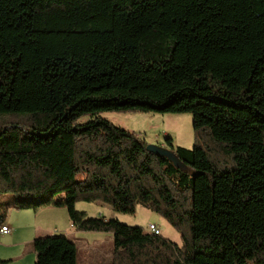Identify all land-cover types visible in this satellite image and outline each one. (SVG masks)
Masks as SVG:
<instances>
[{
	"label": "trees",
	"instance_id": "obj_1",
	"mask_svg": "<svg viewBox=\"0 0 264 264\" xmlns=\"http://www.w3.org/2000/svg\"><path fill=\"white\" fill-rule=\"evenodd\" d=\"M104 112L190 114L193 147L146 150ZM0 116L12 209L112 234V264H264V0H0ZM78 202L141 205L181 245ZM32 245L76 264L62 233Z\"/></svg>",
	"mask_w": 264,
	"mask_h": 264
},
{
	"label": "rangeland",
	"instance_id": "obj_2",
	"mask_svg": "<svg viewBox=\"0 0 264 264\" xmlns=\"http://www.w3.org/2000/svg\"><path fill=\"white\" fill-rule=\"evenodd\" d=\"M101 117L110 121L114 126L125 129L134 133L146 145H153L158 150H169L165 145V139L170 138L174 147H181L191 150L194 144L193 118L190 114H173V113H141V112H104ZM14 116H0L1 121L13 120ZM174 163L179 161L174 158ZM13 201L8 195L0 194V217L1 224L4 223L10 228H17L18 235L37 237L52 235L56 231H67L74 229L69 228V220L66 215L64 218L61 213L56 215L46 214L43 211L53 209L49 207H40L36 210H14L12 209ZM76 211L83 212L87 217L97 219H116L120 223L129 227H140L144 232L150 233L149 225L153 224L159 229L160 235L168 241L181 245L179 234L158 214L138 205L133 214L116 213L107 204L102 203H76ZM59 210V209H57ZM14 214V215H12ZM18 214V215H16ZM100 214V216H99ZM15 225L13 226V223ZM37 224L38 226L31 227ZM1 226V225H0ZM36 228V229H35ZM57 229V230H54ZM37 233V234H36ZM94 237H79L76 240V264H112L113 243L105 237L111 236L110 233L93 232ZM0 239H9L7 235H1ZM0 242V244H2ZM8 245V244H7ZM25 257L32 256L34 252L32 242L26 243ZM0 252L4 256L10 255V249L0 247ZM36 258L29 264H34ZM11 261L4 262L8 264ZM21 263V262H20ZM26 264V263H22Z\"/></svg>",
	"mask_w": 264,
	"mask_h": 264
},
{
	"label": "crops",
	"instance_id": "obj_3",
	"mask_svg": "<svg viewBox=\"0 0 264 264\" xmlns=\"http://www.w3.org/2000/svg\"><path fill=\"white\" fill-rule=\"evenodd\" d=\"M43 212L46 214L47 213L51 214V215H56V213H61L60 215H62L64 218H66V215H67L66 211L63 209H59V210H57V209H46ZM12 215H14V214H12ZM16 215H18V214H16ZM104 220H108V219H104ZM2 225H6V224L2 223ZM14 225H15V222L13 223V226ZM34 226L37 227L38 225L35 224V225H32L31 227H34ZM69 228L74 229L71 227V225H69ZM54 230H57V229H54ZM55 233L64 234L66 236V238L69 241L73 242L74 244H75L76 240H78L79 237H87V238L94 237L93 232H77V231L67 230V231H56ZM32 234L29 237H22L21 238L18 235L17 228H10V233L8 234L9 239H7V240L2 239L3 241L6 242V245L0 239V242H2V244H0V247L10 249L11 253L8 256H4L3 253L0 252V264H3L4 262H8V261H11L8 264H22V263L29 264L31 262V258H32V260L35 259L36 258L35 252L30 253L32 255V256H30V259H29V257H25L26 256L25 253L28 251V249H25L24 244L32 242L37 236V235H32ZM110 235L111 236L105 235V237L108 239V241L110 243H111V241L113 243V236H112V234H110Z\"/></svg>",
	"mask_w": 264,
	"mask_h": 264
},
{
	"label": "built area",
	"instance_id": "obj_4",
	"mask_svg": "<svg viewBox=\"0 0 264 264\" xmlns=\"http://www.w3.org/2000/svg\"><path fill=\"white\" fill-rule=\"evenodd\" d=\"M99 216H100V214H99ZM149 230H150V233L160 234V231L153 224L149 225ZM9 233H10V228L8 226H6V225L0 226V234L1 235H7Z\"/></svg>",
	"mask_w": 264,
	"mask_h": 264
},
{
	"label": "water",
	"instance_id": "obj_5",
	"mask_svg": "<svg viewBox=\"0 0 264 264\" xmlns=\"http://www.w3.org/2000/svg\"><path fill=\"white\" fill-rule=\"evenodd\" d=\"M145 148H146V150L153 151V152H156V153L160 152V150L156 149L153 145H146ZM162 153L166 154L167 152L163 151Z\"/></svg>",
	"mask_w": 264,
	"mask_h": 264
}]
</instances>
